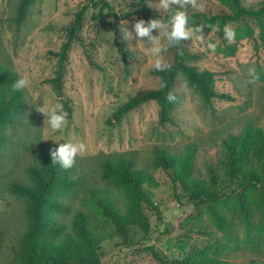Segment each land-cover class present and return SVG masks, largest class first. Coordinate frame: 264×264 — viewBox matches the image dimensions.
<instances>
[{"label":"rangeland","instance_id":"1","mask_svg":"<svg viewBox=\"0 0 264 264\" xmlns=\"http://www.w3.org/2000/svg\"><path fill=\"white\" fill-rule=\"evenodd\" d=\"M21 0H0V64L19 78L28 77L23 90L24 106L12 121L0 125V216L11 219L7 240L0 250V264H18L20 240L26 223L23 208L26 199L10 187L12 181H30L28 167L39 163V153L49 144L59 145L63 139L82 141L86 179L76 191L64 196L72 206L84 209L98 227L101 240L98 251L108 264H167L156 257L152 247L170 258L215 254L239 264H264V211L256 203L251 212L239 205L237 194L245 187L228 179L224 162L223 140L241 132L246 124L264 126V37L256 19L244 17L227 25L235 30L232 52L218 26L204 20L188 22L189 38L179 42L198 55L191 62L200 69H211L219 91L230 93L234 100L215 99L207 102L198 87L179 74L175 84L176 102L171 119L161 120L160 105L150 100L130 111L121 120L113 112L131 96L151 88H159L162 78L156 73L155 59L170 64L175 58L172 43L163 35L165 29H150V36L161 44L159 57H153L154 46L149 37H137L134 24L143 19L135 14L125 17L132 0H109L116 15L105 12L94 18L98 9L90 6L77 36L71 42L64 75V91L70 99L67 126L52 132L40 107L60 101L53 85L46 82L56 74L59 57L53 54L68 39V28L87 0H32L25 17L17 18ZM186 13L208 14L230 11L223 0H182ZM261 0H243L258 7ZM141 4L158 12L162 19L167 12L158 0H141ZM145 24L148 21L144 20ZM249 24L252 30L246 27ZM197 26H201L200 31ZM130 32L124 39L122 30ZM209 42L215 43L213 51ZM166 46V47H165ZM254 68L255 73L249 69ZM113 119L109 123L108 119ZM63 138L60 141L55 139ZM195 148V175L212 182L214 169L222 189L216 203L229 221L222 228L216 223L208 203H196L182 194H175L172 179L155 163L158 150L171 154ZM136 150L140 165L150 169L158 186L145 185L148 194L161 209L150 211L151 232L145 235L132 225L127 235L119 233L115 224L91 204L89 188L107 187L97 157L102 153ZM74 209L58 217L70 221ZM101 230V231H100ZM173 264V263H168Z\"/></svg>","mask_w":264,"mask_h":264},{"label":"trees","instance_id":"2","mask_svg":"<svg viewBox=\"0 0 264 264\" xmlns=\"http://www.w3.org/2000/svg\"><path fill=\"white\" fill-rule=\"evenodd\" d=\"M88 2L77 11L74 21L68 28V39L58 51L52 53L59 57L56 74L46 79L53 85L55 93L59 96L63 107L71 111L70 99L64 91V75L66 63L69 58L71 42L77 36L82 26L86 10L92 6L98 9L94 18L107 14L116 15V11L109 0H87ZM230 11H220L215 14L195 11L186 13L189 22L204 20L210 25L217 24L218 33L224 37V26L230 22H237L244 17H252L259 23L261 35L264 37V0L258 7L245 5L243 0H223ZM32 0H21L18 6L17 18L23 19ZM183 3V1H182ZM125 17L139 14L146 21L161 15L150 9L148 5L141 4V0H132V6ZM183 10L184 3H183ZM186 12V11H185ZM167 15L163 18L166 20ZM246 27L252 30L249 24ZM227 47L235 51V44L228 42ZM172 43V42H171ZM175 58L170 67L156 73L162 78L164 88H151L137 93L113 112L115 120H121L133 109L143 103L155 100L160 105L161 120L171 119L175 101L169 102L166 97L172 92L175 97V84L179 74L195 84L203 98L211 103L215 99L234 100L227 92L219 91L216 87L215 72L211 69H200L191 62L198 55L189 51L179 41L172 43ZM182 49L183 54L178 52ZM19 77L0 64V125L12 121L24 106L23 90L16 91L12 85ZM112 123L113 119H108ZM3 135L0 133V142ZM225 149L224 162L228 179L238 182L245 187L244 192L237 194L239 205L249 214L253 204L256 203L264 211V126L248 123L239 133H233L223 140ZM59 145L49 144L39 153V163L30 165L28 173L30 181H12L10 187L18 195L26 199L23 208L26 223L23 225V234L20 240L18 264H108L104 262L98 251L101 240L98 227L91 220L89 214L82 208L73 207L65 201L64 196L76 191L86 179L84 157L77 154L75 162L70 168H63L59 163L52 162V151ZM136 150L102 153L97 157L102 166V177L112 187L119 190L116 195L107 187L89 188L91 204L106 219L112 221L119 233L127 235L132 225L138 226L145 235L151 232L149 212L161 213L160 207L148 194L145 185L158 186L153 172L140 165ZM155 163L168 173L175 186V194L179 198L177 187L182 188V194L196 203H208L215 221L222 228L229 224L226 216L219 210L216 203L222 198L223 191L215 187L219 184L214 169L211 170L212 182L199 179L195 175V148L189 145L180 154H171L166 150H158ZM71 220L66 222L59 214L71 212ZM11 219L8 213L0 216V250L7 240ZM101 231V230H100ZM156 257L164 263L173 264H239L227 261L215 254H203L198 259L191 257L170 258L159 253L152 247Z\"/></svg>","mask_w":264,"mask_h":264},{"label":"clouds","instance_id":"3","mask_svg":"<svg viewBox=\"0 0 264 264\" xmlns=\"http://www.w3.org/2000/svg\"><path fill=\"white\" fill-rule=\"evenodd\" d=\"M160 8L165 10L168 13V18L166 20L152 18L150 21L145 24L143 19H140L135 22L134 28L137 37H149L153 42V47L151 54L153 57H159L161 52V44L156 36H150V29L153 28H162L165 29L163 35H165L168 40L172 43H177L181 39L189 38V31L187 25L189 22V17L186 12L183 10L182 0H158ZM202 27L197 26V30L200 31ZM122 30V29H121ZM124 39H127L130 36V32L122 30ZM224 35L228 42H232L236 37V32L234 29L228 25L224 26ZM166 47V46H165ZM208 47L213 51L216 48L215 43L209 42ZM178 52L182 55V49H178ZM155 68L157 70L163 71L170 67V65L163 62L161 58L155 59ZM250 73H255L254 68L249 69ZM30 84L28 77L22 76L16 79L13 82L12 87L16 91H22L26 89ZM166 85L161 83L160 87L164 88ZM166 99L169 102L175 101L176 97L172 92L167 94ZM40 112L45 114V122L47 126L51 129L52 132L63 131L67 126V113L64 111L63 104L59 101L50 103L49 105H43L40 107ZM63 138L55 139L54 141H60ZM65 142L60 143L59 146L52 151L51 155L53 157L52 162L59 163L61 167L67 169L73 166L75 162V157L79 153L86 151V145L82 141H76L72 139H63Z\"/></svg>","mask_w":264,"mask_h":264}]
</instances>
